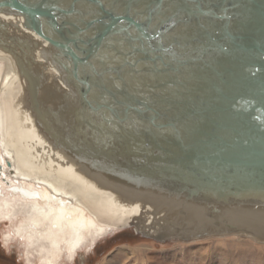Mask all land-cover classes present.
<instances>
[{"label":"water","instance_id":"1","mask_svg":"<svg viewBox=\"0 0 264 264\" xmlns=\"http://www.w3.org/2000/svg\"><path fill=\"white\" fill-rule=\"evenodd\" d=\"M0 19L21 23L23 36L0 20V48L48 141L175 208L172 222L128 228L189 241L238 228L181 231L187 208L264 213V0H0ZM32 36L63 85L39 71Z\"/></svg>","mask_w":264,"mask_h":264},{"label":"bare ground","instance_id":"2","mask_svg":"<svg viewBox=\"0 0 264 264\" xmlns=\"http://www.w3.org/2000/svg\"><path fill=\"white\" fill-rule=\"evenodd\" d=\"M0 20L6 23L5 29L24 35L19 21ZM31 42L38 45L39 71L51 84L63 85L60 74L43 56V42L34 36ZM3 51L0 48V226L10 225L5 243L17 241L28 264L35 259L39 264H60L65 257L76 260L109 234L129 229L131 223L139 227L166 219L172 222L175 208L169 206L172 210L167 213L155 201L145 203L134 191L115 187L48 141L36 126L35 114L21 108V98L27 96L24 83L14 58ZM187 210L188 218L181 216L177 221L181 231L203 224L225 230L234 223L238 229L223 237L243 236L264 245V232L248 228L252 221L257 226L261 220L264 223L258 207L244 212L240 207L224 209L215 215L217 220L201 207ZM216 236L222 237L205 238ZM196 240L201 239L189 241Z\"/></svg>","mask_w":264,"mask_h":264},{"label":"rangeland","instance_id":"3","mask_svg":"<svg viewBox=\"0 0 264 264\" xmlns=\"http://www.w3.org/2000/svg\"><path fill=\"white\" fill-rule=\"evenodd\" d=\"M9 229L0 226V264H28L17 241L5 243ZM64 259L60 264H264V245L237 235L158 242L129 228L109 234L74 261Z\"/></svg>","mask_w":264,"mask_h":264}]
</instances>
